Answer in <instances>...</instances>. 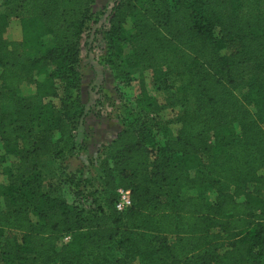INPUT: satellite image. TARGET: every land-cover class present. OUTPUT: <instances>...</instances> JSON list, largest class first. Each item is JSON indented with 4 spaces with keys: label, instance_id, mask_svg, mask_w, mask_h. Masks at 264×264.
Here are the masks:
<instances>
[{
    "label": "trees",
    "instance_id": "obj_1",
    "mask_svg": "<svg viewBox=\"0 0 264 264\" xmlns=\"http://www.w3.org/2000/svg\"><path fill=\"white\" fill-rule=\"evenodd\" d=\"M1 2L0 264H264V0H113L100 61L118 78L163 79L179 111L162 121L141 86L97 153L96 179L69 163L82 37L104 11L96 0ZM10 17L19 40L4 39ZM53 77L75 98L33 102L56 95ZM43 157L89 203L45 183ZM118 187L130 190L123 212Z\"/></svg>",
    "mask_w": 264,
    "mask_h": 264
},
{
    "label": "rangeland",
    "instance_id": "obj_2",
    "mask_svg": "<svg viewBox=\"0 0 264 264\" xmlns=\"http://www.w3.org/2000/svg\"><path fill=\"white\" fill-rule=\"evenodd\" d=\"M112 3L113 0H96L94 3V11L103 10L104 12L98 22L84 32L79 53L81 82L78 93L83 109L74 137L76 142L75 155L70 159L69 168L73 170L79 166L84 167L83 175L90 173L93 179L97 177V153L101 151L102 145L108 143L120 129L126 112L134 107L141 86H144L149 94L153 95L160 103L161 110L158 115L162 121L173 117L179 111L174 102V92L163 79L154 81L149 71H144L142 75H139L136 70H129V77L118 78L115 77L114 72L107 64L100 61L104 52L101 33L107 23ZM0 11L8 12L6 6L2 5L1 0ZM20 37L19 20L10 17L4 39L6 41L19 40ZM48 82L53 85L56 95L44 99L32 95L30 99L33 102L50 100L58 107L63 98L67 96L75 98L76 90H65L63 81L59 78L53 77ZM155 135L157 141H161L160 132H156ZM55 137H57V134H55ZM42 161L45 164L43 170L45 183L58 186L57 188L60 189L63 197L69 203L79 206L89 203V201L76 198L68 192L67 185L61 182V178L56 172L57 161L49 157H43ZM88 169L89 173H87ZM6 179V175L0 173V181L6 182ZM92 189L89 185L85 191H93ZM206 195L212 197L213 191H206ZM132 264L136 263L133 262Z\"/></svg>",
    "mask_w": 264,
    "mask_h": 264
},
{
    "label": "built area",
    "instance_id": "obj_3",
    "mask_svg": "<svg viewBox=\"0 0 264 264\" xmlns=\"http://www.w3.org/2000/svg\"><path fill=\"white\" fill-rule=\"evenodd\" d=\"M131 205L130 190L128 188L118 187L116 189L115 209L119 212L125 211ZM69 236L64 237L67 241Z\"/></svg>",
    "mask_w": 264,
    "mask_h": 264
}]
</instances>
